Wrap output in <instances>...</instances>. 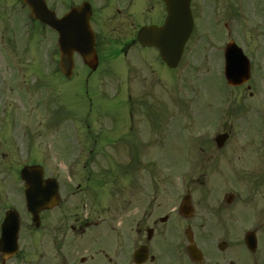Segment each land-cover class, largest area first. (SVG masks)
Returning a JSON list of instances; mask_svg holds the SVG:
<instances>
[{"label":"flooded vegetation","instance_id":"1","mask_svg":"<svg viewBox=\"0 0 264 264\" xmlns=\"http://www.w3.org/2000/svg\"><path fill=\"white\" fill-rule=\"evenodd\" d=\"M50 3L59 16L74 6L85 5L84 16L89 17L100 64L105 55L128 69L142 63L151 66L147 60L160 63L158 51L144 48L138 34L144 26L164 24L167 10L162 0ZM195 3L196 20L205 10L208 13L207 37L219 43L221 66L225 51L233 54L239 51L237 47L249 56L264 54V0ZM57 39V31L27 16L21 2L0 6V69L8 73L0 77L1 168H17L24 163L17 157L14 133L20 116L16 109L9 111L15 100L12 94L24 101L36 97L37 107L46 96L54 120L56 81L69 83L59 68ZM75 61V76L87 94L88 76L96 73L100 64L93 72L77 54ZM44 70L47 72L43 74ZM177 70L173 71L177 74ZM26 72L31 73L32 82L24 86L28 81L22 84L19 74ZM254 80L258 78L253 70L250 80L237 88L251 90ZM215 83L221 100L225 96L219 89L225 88L221 72ZM4 85L9 86L7 95L2 90ZM40 91L44 95L39 100ZM257 95L251 92L255 100L251 108L257 117L250 122L255 127L248 125L249 133L243 128L240 146L233 149L229 145L233 139L230 130L222 148L208 146V154L212 152L208 155L211 176L187 177L182 182L163 176L161 171L152 172L141 157L150 148L153 135L154 145L160 142V135L153 134L152 128L164 126L165 120L160 117L158 124L152 123L154 114L141 112L144 108L135 105L156 107L162 105L161 99L128 96V112L109 121L95 119L100 127L95 133L85 113L81 119L85 123L83 136L95 145H85L75 165L71 164L73 155L65 150L57 160L34 157L27 161L41 165L44 179L56 180L59 185L55 203L51 186L53 205L40 211L39 224H34L31 214L24 210L21 192L13 198L0 193V237L7 210L16 209L21 218L20 249L10 259L4 260L1 254L0 264H264V128L260 120L264 96ZM29 107L32 105L25 110ZM101 136L111 144L97 149Z\"/></svg>","mask_w":264,"mask_h":264},{"label":"rangeland","instance_id":"2","mask_svg":"<svg viewBox=\"0 0 264 264\" xmlns=\"http://www.w3.org/2000/svg\"><path fill=\"white\" fill-rule=\"evenodd\" d=\"M1 1L10 4L12 1L16 0H0V3ZM19 7L20 6L17 5V10H19ZM207 17L208 13L206 10L199 16L196 22L194 36L189 43L184 61L177 70V74L175 73L176 71L164 72L160 70V72H157L153 65H145V68L143 67L144 75H142L143 77H148V81L145 83L143 79L133 80L131 77L133 75L132 73L130 77H126V71L120 67H113L114 69L109 74L107 72H98L92 77L88 87L89 96L92 98L93 102L92 108L89 106V101L85 98V88L79 79H74L67 85H62L57 80L55 85L56 120H53V124L51 123V119L53 118L52 113L44 116L43 114L48 111H45V109L40 106H35L36 97L30 100H26L25 98L24 101L20 99L19 95L14 96L12 94V98L15 100L12 102V107L9 106V111L16 109L15 112L20 116V119H17L18 125L15 128L17 130L14 133L15 141L20 148L21 154L24 156V158L19 156L21 154L17 156L20 161L28 160L26 152L29 145L26 143V134L32 135V138H36V134L39 132H43L44 135V138H41L43 136L41 135L37 138L38 140L35 139L36 142H34V140L31 143V145H34L29 152L30 157L31 155L43 157V155L50 151L52 159H56L60 157L61 150L68 151L70 156H74L77 151L83 149L85 145L94 146L95 144L93 141L88 143L83 136L85 133V131H83L85 129V123H80L82 115L85 112L89 115V117L86 116V118L88 119L89 126L93 129V133H95V129L99 128L94 122L95 119L109 121L113 116L117 115V117L121 118L122 114L125 112V106L122 101H120L121 105L118 104V98H123L128 94L129 90L126 91V83H128L131 84L129 88L132 97L161 99L165 107L164 112L167 117H169L168 126H165L167 124L165 122L164 126L160 129L159 144L154 145L156 142L154 139L155 135H153L152 141L149 144L150 148L145 153L141 154V157H143L147 163L146 166H151L152 172H158L159 168L157 165L154 167V165H151L153 163L149 162H160L158 165L164 168L165 171L163 175L165 177L169 176L167 178H170V176L179 178L211 176V174L207 176L209 170L207 165L208 153L198 152L199 150L195 151L192 147L195 144L201 145V147L209 151L208 146L211 145L210 142L212 138L214 139V133L220 132L224 128V124L220 125V123H218L219 119L217 117V113L221 111V109L216 112V108L220 107V104L216 103L220 98V91L215 86V82L220 79L221 72L220 47L218 42L208 41L207 36L209 35L208 31L210 24ZM250 24L253 23L249 20L248 25L251 26ZM251 31L250 27L249 32ZM109 57L111 58V56ZM251 61L258 81L254 80L251 90L247 87L237 88L236 90L233 89L231 97V99H235L232 103L233 106L231 108L228 102L226 105L232 117L230 116L228 121H226L229 125H226L225 129L229 132L232 130L233 139H231L229 145L232 146L233 149L240 146L243 128L248 129V125H250V128L255 127V124L250 122V118L257 117L256 112L252 111L254 109L251 108L252 104L255 102V100L251 98V92H253V94L255 93V95L258 93L257 96H259V93L264 96V54L252 55ZM149 62L150 61L147 60V63ZM254 62L256 63L255 67ZM113 63L115 64L116 62ZM140 66L142 67L141 64ZM45 72H47V70L42 71L43 74ZM120 72H124L125 74ZM7 76L8 73L1 68L0 77L3 78ZM19 76L22 79V84L23 81H28L24 86L31 84V73L26 72L24 74H19ZM90 78L91 76L89 75L88 80H90ZM3 81L6 80L4 79ZM211 87H213V91H211ZM2 90L5 92V95H7L6 92L9 91V86H2ZM43 95L44 93L40 91L37 94V99L39 98L40 100ZM175 100L177 101L175 102ZM9 101H11L10 96ZM63 104L66 106L64 107ZM30 105H32L34 109L33 114L27 115L25 113V107ZM222 107L225 106L223 105ZM60 110H62L61 112L63 113L59 114ZM65 114L67 116H64ZM153 114L157 124L158 116L155 112ZM243 117H246L247 121L243 122ZM8 119L9 117L3 121V123ZM35 119H43L44 124L50 122L51 125L47 126L48 129L44 131L40 129L35 133L36 131L33 129L37 121ZM222 120L220 119L221 123ZM182 123H184V128L181 131L179 124L182 127ZM122 126L125 127L124 122ZM3 128L7 129L6 127ZM249 132L250 130L248 129V133ZM172 135H175L176 139H174ZM28 139L31 138L28 136ZM209 140L210 142H208ZM107 144H109L107 139L101 136L97 143V149ZM209 154H212V152H209ZM162 158H164V160ZM43 159L48 161L50 158L46 156V158L43 157ZM193 160L196 162V166L193 165ZM8 170L12 173L14 171L17 173L18 168H11ZM223 171L225 172V169H223ZM11 177L13 178L10 172L6 173L0 169V193L7 195L8 198H13L16 193V190H14L15 188H13ZM176 181L179 182V180Z\"/></svg>","mask_w":264,"mask_h":264},{"label":"water","instance_id":"3","mask_svg":"<svg viewBox=\"0 0 264 264\" xmlns=\"http://www.w3.org/2000/svg\"><path fill=\"white\" fill-rule=\"evenodd\" d=\"M26 2L32 11V16L41 20L44 23L58 26L63 23L65 19L57 20L55 14L50 11L44 0H23ZM167 4L168 18L163 27L151 26L143 28L139 33V41L143 45L157 47L163 59L172 67H175L181 59L184 46L191 35L193 30V18L190 10L191 0H164ZM78 41L75 49L80 51L84 59L91 65V45L90 41ZM87 44V45H86ZM87 47V48H86ZM71 56L65 53L64 47L62 48V68L68 64V70L73 68V63L70 64ZM65 72L67 68L64 69ZM36 167H26L23 169L21 175L26 182L28 199L31 205L34 203L35 195L43 193L40 185L42 178L41 172L38 173ZM39 175V179L38 178ZM36 179L38 181H36ZM9 225V222L7 223ZM11 247H9L10 250ZM5 249V248H3Z\"/></svg>","mask_w":264,"mask_h":264}]
</instances>
